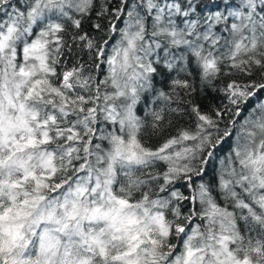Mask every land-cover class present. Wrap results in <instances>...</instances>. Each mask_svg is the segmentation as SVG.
<instances>
[{
    "label": "snow or ice",
    "instance_id": "snow-or-ice-1",
    "mask_svg": "<svg viewBox=\"0 0 264 264\" xmlns=\"http://www.w3.org/2000/svg\"><path fill=\"white\" fill-rule=\"evenodd\" d=\"M0 264H264V0H0Z\"/></svg>",
    "mask_w": 264,
    "mask_h": 264
},
{
    "label": "trees",
    "instance_id": "trees-1",
    "mask_svg": "<svg viewBox=\"0 0 264 264\" xmlns=\"http://www.w3.org/2000/svg\"><path fill=\"white\" fill-rule=\"evenodd\" d=\"M225 147H227V145H225Z\"/></svg>",
    "mask_w": 264,
    "mask_h": 264
}]
</instances>
